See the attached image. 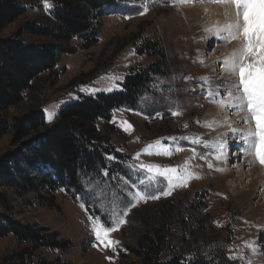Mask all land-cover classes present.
<instances>
[{
	"label": "rangeland",
	"instance_id": "rangeland-1",
	"mask_svg": "<svg viewBox=\"0 0 264 264\" xmlns=\"http://www.w3.org/2000/svg\"><path fill=\"white\" fill-rule=\"evenodd\" d=\"M46 2L51 8H45ZM145 4L148 11L141 15ZM212 4L216 3L209 0L190 3L123 0L113 8L105 7L97 42L84 48L81 38H73L68 43V48L73 51L61 54L55 71L39 76L33 90L20 103L3 111L7 117L19 116L38 105L44 110L46 122L51 124L63 104L80 96L118 91L127 74L154 63L155 57L139 52L145 40L157 43L165 53L166 72L162 76H152L137 109L117 108L109 121L96 122L100 144L113 148L114 154L119 155L114 157L122 167L117 173L112 167L116 159L108 160L112 169L110 174L91 178L101 182L107 192L102 202H95L86 190L90 177L83 180L82 192L74 196L63 189L52 196L42 187L35 192L0 188L7 199V208L0 204V213L45 228L46 233L54 234L55 240L61 243L58 248H48L21 243L12 235L3 237L0 239V264H34L38 259L58 261L56 264H119L120 252H127V247L135 246V238L144 227L165 230L171 251L186 259L202 257L222 264H245L246 261L264 264V178L256 180L253 186H245V177L260 164L253 154L238 150L242 146L240 133L233 134L229 128L246 125L241 122L244 113L241 112L240 116L234 110L221 108L218 98L216 102L206 98L207 85L200 80L208 77L214 86L213 92L215 86L221 89L231 87L224 82L221 62L225 57L221 56L237 45L225 43L215 36L209 37L206 33L205 29L212 25L206 20L208 7ZM52 7V0H28L25 13L3 28L0 37L12 35L27 22L50 24ZM23 39L48 41L32 35H24ZM173 102H178L180 115L171 114L177 107ZM216 111L217 120L212 116ZM50 113L51 120L48 119ZM224 116L234 118L235 122L219 130L215 124L225 120ZM122 122L127 123L122 127ZM185 123L187 127H184ZM127 125L131 128L125 131ZM184 136L189 139H179ZM194 136L211 145L226 141V158L216 159L219 152L214 147L191 143ZM170 137L178 139L173 143L167 139ZM231 139L236 140L235 144L229 142ZM158 140L162 145H172V155L144 154L143 150ZM176 144L183 150L175 151ZM19 148L20 143L14 142V133L10 131L0 139V158ZM137 153H140L139 160L134 159ZM201 155L204 159L200 158ZM248 157H253L254 161L246 160ZM186 161L189 170L198 174L200 179H192L187 187H177L171 195H161L157 200L134 199L132 194L142 190L145 187L142 181L147 179L146 173L137 171L135 165L182 168ZM222 161L223 167L218 163ZM236 165L242 168H235ZM217 169L231 174L224 177ZM159 187L154 185L152 189L158 195ZM240 191H246L245 196L240 197ZM96 193L99 198L101 188H96ZM116 201H121V207L127 206V215L123 216L126 223L111 233L110 238L119 242L114 252L96 241L89 216L110 213ZM81 204H84L83 208ZM249 244L258 251L254 253ZM22 253L24 259H17L16 256ZM230 256L237 259H229Z\"/></svg>",
	"mask_w": 264,
	"mask_h": 264
},
{
	"label": "trees",
	"instance_id": "trees-1",
	"mask_svg": "<svg viewBox=\"0 0 264 264\" xmlns=\"http://www.w3.org/2000/svg\"><path fill=\"white\" fill-rule=\"evenodd\" d=\"M27 1L0 0V31L25 13ZM121 1L52 0L50 24L27 22L12 35L0 37V139L13 131L14 142L20 143L18 151L7 152L0 158V188L35 192L42 187L52 196L63 189L74 196L82 192L85 178L99 177L103 169H107L108 174L112 171L106 157L117 154L112 147L100 144L96 122L109 121L117 108L137 109L152 76H162L166 72L165 53L157 43L143 42L139 52L155 57L156 61L127 74L120 90L80 96L67 102L60 107L51 124L46 122L44 110L38 105L19 116L7 117L3 111L20 103L33 90L39 76L55 71L61 54L73 51L68 48L73 38H81L84 48L94 45L102 10L113 8ZM24 35L48 41H26ZM112 167L117 173L122 170L117 159ZM6 200L0 191V204L5 208ZM46 232L45 228L0 213V239L12 235L21 243L60 247L55 235ZM16 257L24 259L25 254ZM120 258L119 264H222L202 257L186 259L171 251L167 233L161 227H144L135 238V246L120 252ZM56 263L58 261L38 259L34 264Z\"/></svg>",
	"mask_w": 264,
	"mask_h": 264
},
{
	"label": "snow or ice",
	"instance_id": "snow-or-ice-1",
	"mask_svg": "<svg viewBox=\"0 0 264 264\" xmlns=\"http://www.w3.org/2000/svg\"><path fill=\"white\" fill-rule=\"evenodd\" d=\"M194 0H173V3H190ZM211 3L224 5L225 22L221 25L213 23L205 29L209 37L215 36L218 40H223L225 43L235 42L236 47L224 58L221 62V67L224 70V82L230 84L231 87L221 89L214 87L208 77H201L200 80L207 85V96L212 102L219 99V106L235 111V114L244 113L241 117V122L247 124V129L239 130L242 139V146L238 149L244 153L253 154L255 160L264 167V0H209ZM45 8H51V5L45 3ZM148 11L147 4L144 5L141 15ZM203 63V61H200ZM185 79H191L185 77ZM111 91V89H108ZM177 107L172 110V115H180L178 102ZM48 119H53L50 113ZM127 122H122L121 126ZM197 123H201L197 121ZM203 126V125H202ZM184 127H187L185 123ZM131 125H127L125 131L129 130ZM230 132L236 134L238 130L230 126ZM173 143L177 137H170ZM179 139H189L187 136ZM191 143L203 144L205 148L214 147L219 154L216 159L226 158L227 142L221 141L215 145L203 142L198 136L192 137ZM183 149L176 144L175 151L179 152ZM147 155H172V145H162L161 141H156L155 144H149L144 150ZM140 153L136 154L135 160H139ZM193 156L196 157V152L193 149ZM204 159V156H200ZM107 160L113 161L114 156L106 157ZM137 171H143L147 175L146 181H142L145 187L142 190L133 193L136 201L157 200L160 196H169L177 187H187L188 182L192 179H200L201 177L190 171L188 162L182 168L177 167H161L156 164H137ZM211 168V163L208 164ZM223 169H217L222 171ZM105 176H108V170H102ZM154 185H159V195L152 190ZM101 188V196L98 198L96 188ZM166 189V190H165ZM86 190L88 194L97 203L102 202L106 197L107 192L101 187V182L93 181L89 178L86 182ZM132 207L135 204H131ZM84 207V204H81ZM126 207H121V201H116L110 213L104 215L89 216L91 220L92 232L95 235L96 241L104 248H111L116 251L115 245L119 242L111 239V233L118 231L120 225L126 223L123 216L127 215ZM94 245V246H99ZM252 248V245H248ZM256 253L258 250L252 248ZM229 259H237L235 256H230ZM245 264H250L246 261Z\"/></svg>",
	"mask_w": 264,
	"mask_h": 264
},
{
	"label": "bare ground",
	"instance_id": "bare-ground-1",
	"mask_svg": "<svg viewBox=\"0 0 264 264\" xmlns=\"http://www.w3.org/2000/svg\"><path fill=\"white\" fill-rule=\"evenodd\" d=\"M206 8H207V6H206ZM224 8H225V6L224 5H221V4H212V5H210L209 7H208V11H207V13H206V20L208 21V22H210V24H213V23H218V24H223L224 22H225V20H226V18L224 17V15H223V13H224ZM235 43V42H234ZM236 44V43H235ZM231 51H224V53L222 54V56L221 57H226L229 53H230ZM212 59H216L215 57H213ZM218 60V59H217ZM214 105V104H213ZM212 105V106H213ZM216 106V105H215ZM217 107V106H216ZM220 108V107H219ZM218 110V109H217ZM223 110V109H222ZM225 110V109H224ZM218 114V112L216 111L215 113H214V115H212L216 120H217V117L218 116H216ZM234 115V114H233ZM239 115L241 116V114L239 113ZM212 116H210V117H212ZM225 117V116H224ZM237 119V118H236ZM210 122V121H209ZM224 122V123H223ZM233 122H235V119L234 118H232V119H229L228 117L226 118L225 117V120H221V121H219L218 123H216L215 125L217 126L216 128H218L219 130H222V129H225V127H224V125L225 126H230ZM209 124H211V123H209ZM212 124H213V122H212ZM232 127V126H231ZM247 124L246 125H244L243 127H241V128H238L237 130H238V132L237 133H240L239 132V130H244V129H247ZM230 128V127H229ZM237 128V127H236ZM223 136V135H222ZM237 137V136H236ZM235 137V138H236ZM229 142H232L233 144H235V142H236V140L235 139H231ZM240 142V141H239ZM242 142V141H241ZM243 143V142H242ZM248 159H250V160H253V157H248L246 160H248ZM246 160H245V162H243L244 163V165H245V163H246ZM254 161V160H253ZM219 163V165L220 166H222L223 167V161L222 162H218ZM242 163V164H243ZM241 164V163H240ZM240 165H236V166H234L235 168H238ZM221 167V168H222ZM241 168H242V166H240ZM221 172V173H220ZM219 173L222 175V176H224V177H228V175H230L231 173L229 172V173H226V172H223V171H220ZM257 175H256V174ZM256 176H255V175ZM216 176V175H215ZM238 178L240 177V175H238L237 176ZM261 177H263L264 178V170L262 169V166H254L251 170H250V172H249V174L247 175V177H245L246 179H247V183H245V186H246V184L247 185H252L253 183H255V181L256 180H258L259 178H261ZM226 180V179H225ZM240 180V179H239ZM259 181H261V179L259 180ZM242 183V182H241ZM262 185V184H261ZM253 186V185H252ZM242 188H244V187H242ZM251 188V187H250ZM247 189V188H246ZM235 190V189H234ZM247 191V190H246ZM246 191L244 192V191H240L239 192V196L240 197H242V196H245V194H246ZM250 192V191H249ZM252 192V191H251ZM261 196V195H260ZM238 197V196H237ZM237 197H236V199H237ZM247 197V196H246ZM263 198V197H262ZM239 199V198H238ZM261 201V200H260ZM259 201V202H260ZM260 204V203H259ZM251 208V207H250ZM260 208H261V206H260ZM258 209V208H257Z\"/></svg>",
	"mask_w": 264,
	"mask_h": 264
}]
</instances>
